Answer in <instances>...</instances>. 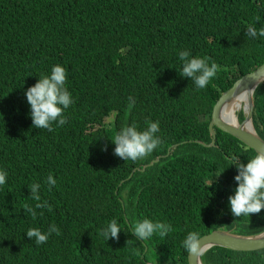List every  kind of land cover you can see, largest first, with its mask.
<instances>
[{"label": "trees", "instance_id": "16d2710c", "mask_svg": "<svg viewBox=\"0 0 264 264\" xmlns=\"http://www.w3.org/2000/svg\"><path fill=\"white\" fill-rule=\"evenodd\" d=\"M249 25L264 28V0H0V170L8 174L0 264H187L189 232L263 230L264 209L235 217L229 203L238 186L233 160L246 164L256 152L217 127L214 145L196 141H211L221 93L264 62V37H248ZM184 50L219 65L205 88L180 75ZM56 65L67 71L74 102L67 123L48 131L33 127L25 93ZM253 97V125L264 139V81ZM149 120L159 121V146L137 161L115 155L116 134L132 124L143 131ZM49 174L57 181L51 191ZM33 183L52 207L36 209L35 219L23 209L37 203ZM145 218L173 231L140 240L133 225ZM113 219L118 241L101 234ZM53 224L60 234L44 244L27 236ZM201 258L264 264V248L213 246Z\"/></svg>", "mask_w": 264, "mask_h": 264}, {"label": "clouds", "instance_id": "9594fccd", "mask_svg": "<svg viewBox=\"0 0 264 264\" xmlns=\"http://www.w3.org/2000/svg\"><path fill=\"white\" fill-rule=\"evenodd\" d=\"M246 35L250 38H256L258 36L264 37V28L257 31L254 25H249ZM179 59L183 62L182 69L179 71L180 75L185 78H191V81L194 82L197 88H205L219 70L218 64L215 62L209 63L210 57H193L191 52L187 50L180 51ZM66 81V69L60 65H56L52 68L50 75L40 77L34 86L26 90L25 95L31 108L30 116L33 120V127L53 131L52 125L54 122H58V126H63L67 123V117H65L63 113L74 101L71 93L65 87ZM129 102L130 107L135 103L132 97H129ZM240 112L242 113V108L236 112L237 119ZM238 121L241 120L238 119ZM159 131V121L152 122L151 120L148 121L147 127L143 131L138 130L135 124L123 127L116 134L115 139L112 140L116 145L114 150L115 155L126 161H137L147 157L161 143L160 138L156 135ZM209 143L204 144L203 142L204 145ZM214 143L212 145H214ZM103 150L106 151L107 147L105 146ZM233 164L236 165L238 170V174L234 177L235 181L238 182V186L235 189L234 195L229 197L232 214L235 217H242L260 213L261 210L264 209V152H257L246 164L240 162L239 159H234L232 165ZM131 174L132 172L129 174V177ZM7 175L6 171L0 170V185L6 183ZM46 183L49 186L48 190L51 191L52 187L56 186L57 181L52 174H49ZM28 187L31 191L30 197L37 203L35 207L25 204L23 206L25 213L31 215V217L35 219L37 216L36 209L47 208L51 211L52 207L47 201L41 202V196L39 194L41 185L39 183H33L28 185ZM40 215H43V212H41ZM120 231L121 229L117 221L113 219L107 227L102 230L101 234L107 240L115 238L118 241ZM171 231H173V229L170 224L158 221L153 222L151 219L145 218L133 225L132 233H134L138 239L146 241L154 234L165 237ZM53 233L57 235L60 234V229L55 224L49 227L47 233L42 232L39 228H29L27 236L34 239L37 245H40L46 243L49 236ZM257 233L243 235H253ZM201 241L202 238L200 234L196 231H192L187 234L182 242V246L190 255L199 257L209 248V245L202 244ZM201 261L202 264H204L202 258Z\"/></svg>", "mask_w": 264, "mask_h": 264}, {"label": "water", "instance_id": "95a60500", "mask_svg": "<svg viewBox=\"0 0 264 264\" xmlns=\"http://www.w3.org/2000/svg\"><path fill=\"white\" fill-rule=\"evenodd\" d=\"M262 81H264V62L237 78L228 89L221 93L212 107L211 118L208 123L211 141L206 145L210 146L214 143L215 132L213 127H217L234 136L256 153L264 152V139L257 134L252 122L254 109L253 93L257 85ZM236 99L244 100L242 106L243 119L238 121L236 118V122H232L222 116V109L231 105ZM196 141L203 144L199 140ZM158 159L159 156L152 159L149 165L158 161ZM145 166L146 164L143 168ZM201 238V243L209 245V248L219 246L235 251H250L264 248V230L253 235H243L235 233L232 229H214L203 234ZM187 264H202L201 256L197 257L187 253Z\"/></svg>", "mask_w": 264, "mask_h": 264}, {"label": "bare ground", "instance_id": "6f19581e", "mask_svg": "<svg viewBox=\"0 0 264 264\" xmlns=\"http://www.w3.org/2000/svg\"><path fill=\"white\" fill-rule=\"evenodd\" d=\"M243 102L244 100L236 99L231 105L222 109V116L228 118L232 122H236V112L242 108Z\"/></svg>", "mask_w": 264, "mask_h": 264}]
</instances>
